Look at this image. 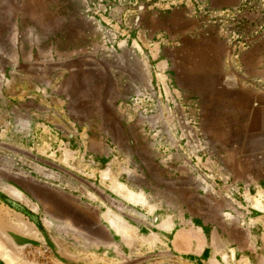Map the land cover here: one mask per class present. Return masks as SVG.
Masks as SVG:
<instances>
[{"label":"rangeland","instance_id":"obj_1","mask_svg":"<svg viewBox=\"0 0 264 264\" xmlns=\"http://www.w3.org/2000/svg\"><path fill=\"white\" fill-rule=\"evenodd\" d=\"M0 243V264H264V0H0Z\"/></svg>","mask_w":264,"mask_h":264},{"label":"bare ground","instance_id":"obj_2","mask_svg":"<svg viewBox=\"0 0 264 264\" xmlns=\"http://www.w3.org/2000/svg\"><path fill=\"white\" fill-rule=\"evenodd\" d=\"M103 175L104 176H108V169H105L103 170ZM114 184V189L117 190V192L120 194V196L127 202L129 203H133V204H140V203H144V202H147L145 201V197L144 195L139 191V192H132V191H129V190H125L123 188V185L120 183V182H116L114 181L113 182ZM12 194L17 196L19 194V191L15 190L12 188ZM32 208H35V204H32L31 205ZM113 213V212H112ZM108 214V213H107ZM111 214V213H110ZM112 215V214H111ZM114 215V214H113ZM107 217V215H106ZM105 217V218H106ZM116 217V216H115ZM113 217V218H107L106 221L108 223V225L110 226V228L116 233L118 234L123 240H127V239H132L133 237L129 236L127 234V229H128V225L124 222V220L121 219V217L117 216L116 218ZM24 224V223H22ZM19 225V224H18ZM84 225H87V223L85 222ZM162 226L164 227H167L168 226V223H162ZM18 227V226H16ZM24 227H27L25 226L24 224ZM19 228V227H18ZM17 228V230H18ZM20 228H21V224H20ZM23 229V228H22ZM21 229V230H22ZM25 230V229H24ZM23 230V231H24ZM27 230V229H26ZM2 244L0 243V250L7 254L5 251L6 249L1 247Z\"/></svg>","mask_w":264,"mask_h":264},{"label":"water","instance_id":"obj_3","mask_svg":"<svg viewBox=\"0 0 264 264\" xmlns=\"http://www.w3.org/2000/svg\"><path fill=\"white\" fill-rule=\"evenodd\" d=\"M242 134H241V139H242ZM68 215L72 218V220L77 224L81 223L82 229L88 233L94 235L95 232H92V229L94 231L99 230V227L94 223L93 219L87 215L85 212L78 210V209H72L69 207L67 210ZM76 217V218H75ZM87 223V225H84V223Z\"/></svg>","mask_w":264,"mask_h":264}]
</instances>
